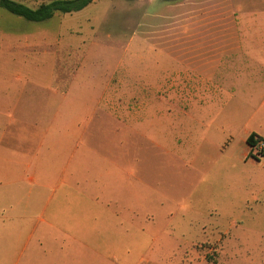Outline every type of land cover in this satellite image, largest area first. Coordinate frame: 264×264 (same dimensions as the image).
<instances>
[{
    "label": "rangeland",
    "instance_id": "rangeland-1",
    "mask_svg": "<svg viewBox=\"0 0 264 264\" xmlns=\"http://www.w3.org/2000/svg\"><path fill=\"white\" fill-rule=\"evenodd\" d=\"M263 98L264 0H94L45 22L0 8L4 140L30 154L42 129H84L67 137L61 162L43 149L30 169L23 154L0 166L12 168L0 189L15 178L19 191L7 221L38 225L0 264H264L253 169L238 160L245 129H264ZM71 175L66 184L87 199L113 193L111 218L82 231L72 215L44 210ZM30 191L37 205L27 206Z\"/></svg>",
    "mask_w": 264,
    "mask_h": 264
},
{
    "label": "crops",
    "instance_id": "crops-1",
    "mask_svg": "<svg viewBox=\"0 0 264 264\" xmlns=\"http://www.w3.org/2000/svg\"><path fill=\"white\" fill-rule=\"evenodd\" d=\"M242 37H245L244 35ZM226 64H217L216 67L221 68L222 66H225L226 69H229V67L234 68V63H231L229 65L227 62ZM223 64V65H222ZM241 69L244 71V69L249 68V65H245L242 63ZM253 69L254 68V65ZM215 67V68H216ZM257 69H261L260 66H258ZM262 106H264V98L262 102ZM58 128V127H56ZM74 129H63V127H59V129H42L41 137L42 140L40 142V145L37 150H34L32 155L27 154L25 152L26 145H15L10 142H6L5 139V130H2L0 133V166H12L15 164H19L21 162V155L23 154L24 157L30 158L32 160L31 162L27 163L28 168L30 169L32 165L36 164L38 160H40V156L43 153H47L48 156L53 158H59L61 154H64L62 156L60 162L65 157V151H66V139L67 137L72 134L73 139L75 137H79L80 134L84 133V129L82 128L80 123H77V125H73ZM36 128L33 130V132L30 133V136L25 140L24 142H27L29 145L34 144L37 138L36 135ZM246 130V146L243 150V152L239 155V162L243 164L244 166H251L253 169V176L249 177L251 181L253 182L256 192L258 193L257 197L254 198V218L255 220L258 218L260 221L264 219V155L261 157H256V150L251 149V147L247 144V139L251 134L258 135L261 139L264 140V129H245ZM74 144V143H73ZM72 145V143H71ZM75 145V144H74ZM46 149L45 152L42 153V150ZM23 152V153H22ZM51 164V163H50ZM63 164V163H62ZM16 170V168H13ZM7 171H11L12 168L5 169V167L0 171V180L3 177V173ZM6 174L4 173V176ZM51 174L48 175V178H50ZM63 177V175H61ZM36 175H32L28 179L29 187H32L34 183H36ZM9 179V178H8ZM12 185L7 189H0V203L3 202L0 206V253L6 252L5 247H10L11 245L15 244V250L16 247L19 246L23 234H25V231H30L27 235V238L29 241L26 240V243L29 244L32 238H35L36 231L38 230V225L31 226L27 223H18L14 221L8 222L7 219H10V215H13L16 211L17 206L19 203H17V206H14L13 203L15 201V197L18 196V189L15 186L16 185V179L12 178ZM78 176L71 175L67 176L65 178H61L60 182L61 185H66L65 189H61L60 194L57 192L58 189H51L50 194H48V200L44 201V210H49L52 208L53 214H62V215H72V221H75L73 223V226L71 228H75L76 230H86V228H90L91 225H95L97 222H99V219H109L112 215V209L111 206L113 204L114 198L110 199V195L113 193L105 192L104 191V197L101 198L99 196H96L95 198H91L88 196V199L86 198V195L84 193V190L79 189V186H69L66 184V181H72L75 182V180H78ZM5 180L7 178L5 177ZM46 180V178H45ZM41 181H44L42 179ZM29 200L27 201V206L37 205L36 197H32L33 193L32 191L29 192ZM108 194V195H107ZM108 196V197H107ZM53 204H58L56 208L53 207ZM57 208L59 209V212H57ZM9 216V218H8ZM103 217V218H102ZM56 224H52L49 226V228H55ZM90 229H93L91 227ZM42 230L46 231V234H40L42 236L43 240L39 241V244L33 245V246H39L38 248L40 250L43 249L42 244L43 241H46L44 243L48 244V223L42 227ZM24 231V232H22ZM47 236V237H46ZM46 239V240H44ZM21 249V253L26 252L29 250L30 245H23ZM36 248V249H38ZM40 252V251H39ZM29 255L34 256V250L31 248ZM15 256V253H14ZM15 258V257H14Z\"/></svg>",
    "mask_w": 264,
    "mask_h": 264
},
{
    "label": "trees",
    "instance_id": "trees-1",
    "mask_svg": "<svg viewBox=\"0 0 264 264\" xmlns=\"http://www.w3.org/2000/svg\"><path fill=\"white\" fill-rule=\"evenodd\" d=\"M94 0H54L48 4H43L36 9L29 8L13 0H0V8L9 13L22 17L29 22H45L52 19L56 13L71 14L79 12L89 6ZM139 1V0H128ZM162 2H177L180 0H161ZM261 139L256 134H251L247 139V144L254 148L258 140ZM264 155V151L262 153Z\"/></svg>",
    "mask_w": 264,
    "mask_h": 264
},
{
    "label": "built area",
    "instance_id": "built-area-1",
    "mask_svg": "<svg viewBox=\"0 0 264 264\" xmlns=\"http://www.w3.org/2000/svg\"><path fill=\"white\" fill-rule=\"evenodd\" d=\"M251 149H255L256 150V157H261L264 151V140L263 139H259L257 145L254 148Z\"/></svg>",
    "mask_w": 264,
    "mask_h": 264
}]
</instances>
